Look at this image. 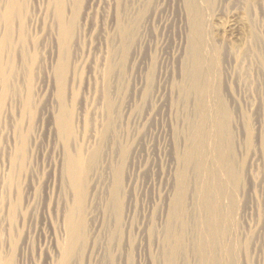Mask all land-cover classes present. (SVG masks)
I'll return each mask as SVG.
<instances>
[{"label":"rangeland","instance_id":"1","mask_svg":"<svg viewBox=\"0 0 264 264\" xmlns=\"http://www.w3.org/2000/svg\"><path fill=\"white\" fill-rule=\"evenodd\" d=\"M21 1L17 102L13 107L9 96L0 117L4 258L12 264H264V0H69L66 20L79 23L67 55L65 104L73 120L67 144L58 124L53 4ZM191 1L205 31L195 47ZM17 134L29 137L26 157ZM79 152L84 198L73 209L68 158ZM215 152L232 154L233 164ZM233 168L239 177L228 176ZM119 173L122 237L118 210H109ZM204 191H213L224 213L225 196L232 195L237 213L227 225L231 236L224 244L220 239L218 262L212 248L197 249L214 241L217 200ZM67 211L86 228L85 243L68 263L61 251Z\"/></svg>","mask_w":264,"mask_h":264},{"label":"bare ground","instance_id":"2","mask_svg":"<svg viewBox=\"0 0 264 264\" xmlns=\"http://www.w3.org/2000/svg\"><path fill=\"white\" fill-rule=\"evenodd\" d=\"M68 2L69 0H51V3L53 4V15H54L53 17H54L55 28H56V31H54V33L52 34V38H53L52 48H56L57 53H58L57 75L60 76L59 89L61 92V97H60L61 116L58 121V124H59V131L61 133V137L63 138L66 144L68 143L69 137L73 130L72 110H70L69 107L65 104L66 97H65V92H64L65 88L67 87V72H68L67 71L68 70L67 69V55H68V49L71 44V41L78 28L77 24L79 23L77 19L73 21L66 20ZM188 5H189V11L191 12V18L193 21L192 22V36L194 37L193 47H195V45H197L195 41L198 42L200 37L204 36V33H205L204 28H203V16H202L201 10L199 9V7H197V4H195L194 1L189 2ZM23 8H24V5L22 4L21 0H0V24H2L4 27L3 31L0 32V76H1L0 81L2 85V90L0 92V117L3 111L4 104H6L5 103L6 99L9 96L15 97V98H12L15 100H11V101H12V105L15 104V106L13 107H16V102H17L16 95L18 93V90L16 91V88H17L16 86H18V82H19L17 81V76L19 73L17 71H18V65H19L18 63H19L20 58H18L19 56L17 54V44L18 43L16 42L14 38V34L18 30V25H19V30H20L19 23L23 25V22H22ZM77 9L78 8H76V10ZM76 12L77 13L75 15L78 14V11ZM204 13L205 12L203 11V14ZM21 53H23V54H20L21 57L23 58L27 57L26 51L21 52ZM48 59H49L50 65L53 66L54 64L53 56H50V58ZM191 76L193 77L192 74ZM29 95L25 97V100H23L22 102V104L24 105L25 111L30 110L31 108L32 96H29ZM106 103H107L108 110L111 111L109 112V115H110V113L112 114V110L114 109V106L112 104V100L109 94H106ZM109 126H105V128ZM17 138L21 139L20 143H17V146H19L18 151H20V153H22L23 156L26 157L29 137L27 135L20 136V134L19 135L17 134ZM215 157H217V159L223 162L233 164L231 160L232 154L230 153L226 155H221L218 152H215ZM16 159H18V157H16ZM81 164H82V154H80V152L75 155L69 154L67 174L70 177V181L72 183V186L74 188L75 195L78 201V204H75V208L73 209H78V207L81 206L83 198H84V191L81 188L80 181H79V176H80L79 168ZM121 176H122L121 173L117 175L116 183H115V186L111 194L112 204L111 205L109 204L110 205L109 210L113 212L118 210V213L120 215L119 217H116L117 220L115 222V226L118 229L117 236L119 237L123 236V227H125L124 226L125 206H123L121 202H117V201H121V199H124L125 197L124 192H123V184H122L123 182L121 180L122 179ZM228 176L231 178L233 176L239 177V173L237 172L236 168H233L232 172L229 171ZM219 191H221V189ZM204 197L215 198L217 200L215 205L212 204L213 210L211 211V213L214 215V225L212 227V234H211L214 241L212 245H204V246L198 245L197 249L200 250L201 248H212V254L210 257L215 262H218L220 257L217 255V252L220 249V239L222 238L227 239V236H229L228 235L229 229L227 226L229 225L228 222L232 218H234L237 213L235 212V209L233 208L232 204L229 203L233 199L232 195L225 196V199L227 200V204H228L227 206L228 211L225 213L223 211H225L226 207H224V209L222 210L223 208L222 204L214 196L213 191L212 193H207L204 191ZM62 228L64 230V233L67 232V241H65L64 243H61V251L63 254L62 257H64V261L68 263L70 262L72 257L75 255L76 250L78 249L80 244L85 243L84 241L86 237V228L83 226V224L78 225V223L76 222L75 211L73 213L67 211V215L63 214ZM124 234L126 235L125 231H124ZM208 234L209 233H205L203 237L207 239ZM112 237L114 238V235ZM232 239H233V236L231 238V241ZM224 242L225 241H223V244ZM229 246L230 245H228L227 247ZM227 247L226 249L225 248L224 249L226 250V253H230L231 250L230 248H227ZM231 249L232 250L234 249L233 245ZM234 252L232 251L233 254ZM227 257H226V260H227ZM234 258L235 257H233V259ZM0 264H12V260L5 259L4 256L0 252Z\"/></svg>","mask_w":264,"mask_h":264}]
</instances>
